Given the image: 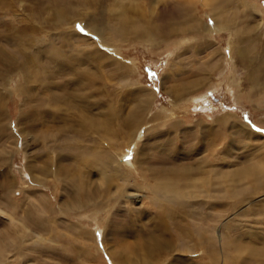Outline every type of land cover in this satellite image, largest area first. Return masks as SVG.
<instances>
[{"label": "rangeland", "instance_id": "374dc122", "mask_svg": "<svg viewBox=\"0 0 264 264\" xmlns=\"http://www.w3.org/2000/svg\"><path fill=\"white\" fill-rule=\"evenodd\" d=\"M182 1L0 0V249H5L0 264H209L208 241L200 245L195 230L214 237L212 264H233L226 259L231 244L241 251V264H264V89L253 87L251 79L259 69L258 75L263 73L264 0H245V17L227 0L228 15L237 14L229 32L210 30L214 19L202 0ZM191 13L201 23L197 31L189 22ZM124 15L130 23L134 19V26L154 32L153 41L129 32L112 34L109 27L122 23ZM88 21L105 27L107 38L91 34ZM70 30L86 40L71 37L68 42L64 34ZM37 47L42 55L38 65L35 60L28 65L32 75L25 81L16 63L22 52L33 55ZM53 49L89 73L85 108L91 123H97L87 127L83 141L74 134L83 101L52 98L56 83L63 88V81L72 78L49 72L53 65L47 56ZM42 72L51 79L42 81ZM192 96L199 99L191 101ZM55 112L57 126L68 133L61 143L55 137L59 128L49 127ZM240 124L254 137L236 130ZM132 138L138 140L136 155ZM74 143L81 147L73 150ZM99 150L135 156L136 169L107 165ZM56 164L68 171L62 177L69 183L86 177L99 201L119 195L120 205L105 224L100 220L108 208L70 210L77 194L56 179ZM162 165L202 168L201 176L208 178L214 171L219 190L197 195L189 183L192 192L183 199L188 200L185 209L179 208L193 212L180 222L187 235L177 239L178 229L171 224L165 238L169 244L152 247L154 258L145 255L140 242L161 219L146 184L154 186L155 170ZM248 167L261 170L241 177L235 195H227L225 174ZM246 249H252L251 256Z\"/></svg>", "mask_w": 264, "mask_h": 264}, {"label": "bare ground", "instance_id": "6f19581e", "mask_svg": "<svg viewBox=\"0 0 264 264\" xmlns=\"http://www.w3.org/2000/svg\"><path fill=\"white\" fill-rule=\"evenodd\" d=\"M193 1L194 0H189L190 3H193ZM232 1H234L233 2L234 7H237V8L242 9V14L241 15L243 17H245L246 14H247V11H246V13H244V10L247 9L248 3L245 0H232ZM178 3L181 5V4H183V1L182 0H178ZM202 3H203L204 6H206L207 12L209 13L210 17L212 19H214V25H212V27L210 28V30L212 29V30H216V31L217 30L222 31V30H226V29H231L232 23L234 21H236V19H237L236 18L237 17V14H235V12H233L231 16L228 15L229 12H227V10H225L226 9L225 8V5L226 4L229 5V3L227 2V0H202ZM184 4H185V2H184ZM118 9H116V10H118ZM186 11H188V9ZM190 11L192 12L191 9H190ZM123 14H124V11H123ZM191 14H190L191 15V18H190V21L189 22L192 23L191 24L192 30H196L197 31L198 28L201 26V23H199V19L198 18H197L198 21L196 20V16H194L193 13H191ZM186 15H188V14H186ZM123 17L121 18V20L123 21L122 23L120 22V24H118V23L117 24H113L111 27H109V31L112 32V34L114 33V35L116 37H122L121 35H123L126 32L127 33L129 32L131 35H134L133 37H136V36H138L140 34L141 36H144V37L146 36V38L149 41H151V42L153 41V36H152V35H154L153 34L154 33L153 31H152L153 33H150V30L149 29H146L145 31H143L144 28H141L140 29V27L137 26L136 23H135V26H134V24L132 23V21L134 19L131 21V23H132L131 26L132 27H125L126 24H131V23L128 22V20L125 19V18H128L127 16L124 15ZM64 22L67 23V21H64ZM87 27H89V30H90L91 34L97 35L98 38L103 36V38L106 39L107 36H108V33H105V27H103V26H99V25L93 24L90 21H88L87 22ZM75 31H71L70 30V31H68V34H64V35H68L67 36V41L69 42L68 39H70L71 37H77V39L81 43L84 42L86 40V38L85 39L82 38ZM226 31H228V30H226ZM110 32H109V34H111ZM104 34H107V36L104 35ZM68 42H67V45L70 46ZM25 43L28 44L29 47H33V45H32V43H31L30 40H26ZM63 47H64V45H63ZM38 48L39 47H37V48L34 49L33 55H28L27 53L22 52V54H21L22 57H21V61L19 62L20 63L19 66H18V63H16L15 68L19 67V69L22 72V78L25 81H26V79L30 75H32L31 73H30V75H28L27 72H26V69H27L28 65L33 60H35L34 63L38 65V63H36V61L42 55L41 53L38 52L40 50ZM94 51L100 52L101 54L103 53L102 51L97 50L96 48H95ZM73 56L76 57L77 55L76 56L73 55ZM47 57H48V60L50 61V63H52V65H53V66H50L49 67V72L55 73L57 71V72H59L62 75H67L68 77L69 76L70 77L72 76V78H69V79L63 81V83H62L63 88H59V84L56 83L55 88L57 89V91H56V94L55 93L52 94V98H55V97H58L59 98V97H66L67 96L69 99H71L72 101H74L76 103H78V102L75 99H77L79 102H82L83 101V105L81 104L83 106V109H82L83 111L79 115V122L77 124L79 126V128H77L78 129V130H76L77 132L76 131L74 132L75 135H77L76 133H79L81 136H78V139H81V141H83L85 139L84 138V135H85V132L87 130V127L89 128V126H91V125L92 126H95L96 123H97V122L91 123V120L88 119V117H87V111H86V108H85L86 105H87V103H86L87 100L86 99H87V96H88V92L86 91V87H88V86L86 85L87 82H85V81L89 80V76H88L89 73H88V71H87L86 68L81 69V68H78L76 64L70 63V60H71L70 59V56H67L62 50H58V49H56V50H54V49L53 50H50L49 51V55ZM80 59L82 60L83 57H80ZM47 63H48V61H47ZM261 69H262L263 73L260 72L259 75H258L257 72L260 71V69H259L256 72V74H252V76H251L252 86L253 87H258L259 86V88H263L264 89V58L262 60V68ZM42 70H43V68H42ZM47 71H45V72L47 73ZM45 72H42L41 75H40V78L42 79V81L45 78L46 79H51V76L52 75H50V74L45 75L46 74ZM35 73H36L35 76H37L38 75L37 72H35ZM260 76H262V80L261 81H258V79H259ZM38 77H39V75H38ZM73 77H75V78H73ZM73 84L77 85L78 87L85 88V91L84 92L83 91H80V88L79 89H76V90L73 89V86H72ZM193 84H194L193 82H190L189 87H192ZM66 85H68V86H66ZM45 87L48 89V86L47 85ZM182 87L183 86H181L179 89H181ZM187 88H188V86H187ZM26 90H28V89H26ZM26 92L28 93V91H26ZM263 93H264V90H263ZM76 94H79V97L73 96V95H76ZM197 99H199V96H196V97L192 96L190 98L191 101L192 100H197ZM57 115H58V113L55 112L54 113V116L52 117V119H51V121L49 123L50 124L49 127H54L55 128L58 125L59 121L57 120ZM224 121H227V119H225ZM57 128H59L58 129V133L59 134L57 136H55V137H56L57 141L60 138V143H61V140H66L67 139V137H66L67 134H68V133H66L67 129H64V127L62 128V127H58V126H57ZM246 129L247 128L245 126H241V124L240 125H237V128H236V130H238V131H245V133H247V135L253 136L251 134V132L249 130H246ZM74 130H75V128H74ZM101 134H103V133H101ZM75 135H74V137H75ZM103 135H101V136H103ZM45 138L47 139L46 136L44 137V139ZM130 142H132L131 143L132 148L135 146L132 151H135V155H136V148H137L136 147V144L138 143V140H135L134 138H132V140ZM78 146L81 147L80 145H76L74 143L73 150L74 149H77ZM99 151H98V153L101 152V151L100 152ZM125 153H127V152H125ZM64 154H60V155L64 157ZM97 155L94 154L93 160H95V161L98 162V158L99 157H102V158H104L106 160L107 165H109L110 163L112 165L113 164L112 162H114V165L117 166L118 169H119L120 166H126L127 168H133V170H134V169H136V166H137V165H135L133 163V160H132L135 156H132L131 159H129L128 157H126V154H125V156H122L121 155V158H120V153H118L116 155V157H115L114 154H112V153H110L108 151H104V152L102 151L100 153L99 157ZM132 155H133V152H132ZM69 156L71 158L73 156H74V158L77 157L76 154L75 155H73V154H69V155L66 154L67 159H69ZM81 156H83V155H81ZM83 158H85V157H83ZM61 159L63 160L64 158H61ZM60 162H62V161H60ZM84 162H85V160H84ZM106 163H105V165H106ZM67 165H68V163H67ZM117 167H115V168H117ZM54 168H55L54 174H55L56 179L60 180L61 182L64 181L65 183H67V186L70 185L72 188L70 187L71 188V191L70 190L69 191L72 193V195L77 194L76 195L77 196L76 197V201H74L75 203L77 202V204L74 206V204L72 203V206H70V210H73L74 208H77L78 206H80L82 208H90L92 210H102L101 208H108L107 210L103 211L104 214L102 216V219L100 218L101 219L100 221L104 223V221L106 222V219L108 218V216H109L110 212L113 210V208L119 207L121 201L119 200V195L118 194L111 195L108 198H106L105 200L99 201L94 196V192H93L94 188L88 186L89 183H88V179H86V177H85V179L84 178H81V179L79 178L80 179L79 182H75L74 180H71V181H74V182L73 183L72 182L69 183L68 180L70 181V179L67 180L66 178H63L62 177L63 174H67L68 171L62 169L59 164L54 165ZM209 169L212 170V168H209ZM45 170H46V168H44L43 171H45ZM192 170L194 172L193 171H190L189 169L186 171V169H185L184 166H179L178 168L168 169L166 166H163L162 165V168L157 167L156 170H155L156 171V173H155V175H156L155 180L156 181L154 183V186L152 187L150 184H148V183L146 184L147 191H148L149 194H151V196H148V197H152V198H149V201H150V203H152L156 207V209L158 208V210H159L158 213L160 214V217H161V219L159 218V219H157L154 222L155 225L152 227V230H150V232L141 235V238L143 240H141L142 242H140V246H141V248H143V251H144L145 255H147L148 257H150V256L151 257H154V258L156 257V255H153L152 247L157 246V244H159L161 246L162 245H168L169 244L165 240V238L168 237L167 234H169L167 232L168 231H171V230H169V227H173L174 226V228L178 229L177 230L178 231L177 234H179V235H178L177 239L180 238V235H181V238H183V236H186L187 235V233L185 232V230L182 229L183 226H181L180 222L182 220H184L186 218V216L193 215V212H190L189 213L188 211L181 210L179 208L182 207V209H185V204H186V201H188V200H183V199L185 197H188L189 196V193L192 192V191L189 190V187H190L189 186V183H192L193 184L192 190H194L197 195H199V194H201V195L202 194L207 195L210 192L211 193L212 192L215 193L216 189L219 190V188H217V186H216V180H215V178H216L215 176L217 175L216 172H214L212 170L213 172H211L212 174L208 175L209 176V178H208V177L201 176V175L204 174V170L202 168H199V169L196 168V169H192ZM255 170H257V173L255 172ZM260 170H261V168H259V167H257V169L254 168V167H251V168L248 167V169H245L244 168L242 170H236V171L231 172L229 174H225V176H227V178L226 177H223V179L225 178L224 180L227 181V183H226V186L223 187V189L226 190V194L227 195H231V196L235 195V191L238 188L236 186V183L240 180V178L241 177H248V176H251V177L252 176H255V175H257L260 172ZM126 171H127V173L129 171V173L132 174V176H134V173L131 170L126 169ZM101 173H103V175L108 180V173H107V171H106L105 168H103L101 170ZM193 173L196 176L192 177L191 175H194ZM138 174L140 175L139 172H138ZM118 178L123 180V178L121 176H118ZM89 180H91V179L89 178ZM108 181L110 182L111 179L108 180ZM109 182H108V184H109ZM196 186H198V188ZM106 191L108 193H110V191L108 189ZM183 192H184V196L182 198L181 195L183 194ZM209 197H214V196H209ZM157 201L159 202L158 205L155 204ZM160 201H163V202L160 203ZM71 202H73V201H71ZM177 206H179L177 209H170V207H177ZM77 209H79V208H77ZM129 209H132L133 211H135V209H133V208H129ZM70 210L68 209L69 212H70ZM66 212H67V210H66ZM175 215H176V217H175ZM171 224L173 226H170ZM195 234L194 235L197 237V242L200 245L203 244V242L206 243L208 241V243L205 245V246L209 247L208 248V251L206 253H207V256H208V259H209V262L208 263L209 264H212L213 263V260H215L214 257L216 255V247H215L216 245H215V239H214V237H212V235L210 236V234L206 235L203 232L201 233L200 230L198 232H197V230H195ZM231 247L234 248V249H233V251H228L226 253V255H227L226 256L227 257L226 259H229V261H231V263H233V264H241V261H242L241 260V255H242L241 254V251L235 245H232L231 244ZM3 248L0 249V260H2L5 257V252H4L5 249H3ZM255 248H256V246L254 247V249ZM82 250H84V249H82ZM158 250H159V248H158ZM251 250L246 249V251H244L246 253V256H251V254H252V251ZM262 251H261L262 254H260V256L261 255H264L263 254L264 252H262ZM154 252H156V250ZM157 253H158V251H157ZM113 258H115L114 255H112L111 259L113 260Z\"/></svg>", "mask_w": 264, "mask_h": 264}, {"label": "snow or ice", "instance_id": "6c2138e0", "mask_svg": "<svg viewBox=\"0 0 264 264\" xmlns=\"http://www.w3.org/2000/svg\"><path fill=\"white\" fill-rule=\"evenodd\" d=\"M209 23H211V21H209ZM79 27V26H78ZM80 31H83V29L82 28H80ZM152 76L154 77V73L152 74Z\"/></svg>", "mask_w": 264, "mask_h": 264}]
</instances>
